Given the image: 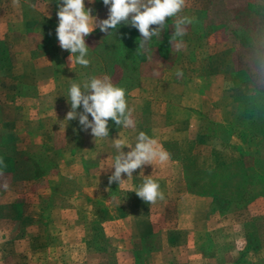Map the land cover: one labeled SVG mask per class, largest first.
I'll return each mask as SVG.
<instances>
[{"label": "rangeland", "instance_id": "obj_1", "mask_svg": "<svg viewBox=\"0 0 264 264\" xmlns=\"http://www.w3.org/2000/svg\"><path fill=\"white\" fill-rule=\"evenodd\" d=\"M3 1L7 6L1 4ZM26 1L31 8H22L20 1L17 6L13 0H0L1 23L7 20L14 36L23 34L22 38L28 37L26 51H22L26 52L25 56L23 53L20 56L22 62L31 64L32 59L40 55L49 54L55 58V51L60 55L67 52L60 48L57 41L58 46H47L44 54L43 50H37L41 43L38 29L26 34L23 27V14L32 19L46 20L44 23L54 22L58 26V0ZM101 1L89 3V0H85V7L91 8L92 15L102 20L108 16V7L102 6ZM185 17L190 18L192 23L184 26L187 35L183 40L199 39L204 46L195 50V58L212 53L213 59L191 67L185 63L186 59L179 60L182 63L179 65L171 57L164 65V71L154 69L147 62L143 64L140 68L142 92L135 93L127 102L132 109L134 128L122 126L119 131L109 134L108 138L94 140L90 130H81L78 119L64 121L71 110L67 99L71 84H82L92 76L89 79L79 77L74 82L64 81L65 78L60 76L54 83L43 82L41 89L36 92L39 100L35 107L36 95L27 93L28 99L24 101L22 112L30 117V121L45 120L39 135L50 147V154H59L56 170L38 178L31 177L29 184L20 188L28 193L25 199L28 204L26 208L17 207V210L26 213L19 223L20 232H30L29 242L46 244L49 248L48 252L41 255L43 264H134V252L145 239L132 234L135 215L145 208L141 201L137 204L139 197L135 190L145 178L158 182L163 192L176 199L186 193L185 185L190 180L195 196L188 206H181V214L186 210H199L198 194L201 193V187L204 186L205 193L215 190L214 174L189 175L181 167V162L176 163L170 156V162L155 160L152 165L134 171L130 178L122 174L125 180L122 184L114 182L109 185L108 176L114 171L111 168L118 155L113 147V139H122L126 145L123 151H130L127 146H135L139 135L137 129L149 136L146 124H149L151 114L157 116L158 113H166L170 127L160 131L162 140L154 139L157 147L167 151L164 147L167 146L172 154H176V151H171L170 145L176 142L177 134L187 133L197 139L200 133H204L199 139L202 142L197 149L199 153L214 156L216 166L234 162L239 164V167L217 174V190L229 192V185L234 189L244 185L245 189L236 201H227L215 195L207 215L209 218L204 222L203 219L187 221L181 215L176 216V213L170 215L169 220L164 222L170 233L150 238L146 242L150 253L143 264H264V198L252 200L248 197L244 198L248 204L241 202L248 190L255 196L264 186V159L260 162L261 154L264 158V149L262 153L257 138L255 146L252 142L247 144V150L243 148L238 134L246 136L247 133L235 125L236 120L243 119L248 113L247 106L240 98L255 94L256 89L264 92V0H185V7L173 20L176 22ZM97 29L86 37L88 49L96 48L99 43L95 35ZM195 29L200 30V38L192 35ZM55 30L52 32L56 35ZM33 46L36 49L29 54V48ZM184 51L181 56L188 54ZM63 59L67 66H78L74 58L72 64L69 59ZM195 70L199 73L203 70L204 73L200 78L194 77L187 81L186 85L179 80L182 76L193 74ZM178 71L182 74L178 75ZM83 74L82 71L75 72V75ZM202 79L204 82L201 85ZM165 83L183 87L182 94L165 93ZM199 85L205 91L200 96L195 93ZM82 110V107L77 109ZM211 120L214 121V127ZM22 140L28 145L32 143L26 135L22 136ZM245 151H252L253 154L244 155ZM251 167H254L253 186L252 182L251 186L247 182V170ZM8 180L0 176V184ZM49 196L51 200L45 201L40 210V199ZM175 210L174 207L172 212ZM193 216L199 218L200 214L196 211ZM186 230L195 231H192L193 235H186L183 233ZM247 233L258 236L251 235L253 237L248 240ZM97 234L102 235L98 244L105 248L103 253H97L92 248L93 237ZM56 247L64 251H57ZM19 254L3 255L0 263L19 264L22 257ZM36 263L33 257L28 261V264Z\"/></svg>", "mask_w": 264, "mask_h": 264}, {"label": "trees", "instance_id": "obj_2", "mask_svg": "<svg viewBox=\"0 0 264 264\" xmlns=\"http://www.w3.org/2000/svg\"><path fill=\"white\" fill-rule=\"evenodd\" d=\"M22 3V8H31V5L26 0H19ZM102 6L103 4V0ZM31 13L33 11L31 10ZM39 17V16H38ZM23 27L26 31V34L29 31L38 29L40 32L41 43L37 47V50H43L45 54V48L47 46L57 47L58 39L57 36L52 32L56 28V24L51 21L42 20L39 18L32 19L26 14H23ZM42 25H45L42 27ZM175 21L173 18L168 19L167 27L162 30L161 35L158 37H152V39L145 44L143 48H139V39L140 33L134 27L130 25L121 24L118 29L106 35L102 33L99 28L96 30L95 35L98 36L99 43L96 48L88 49L87 59H89L90 63L87 67H83L81 65L77 66V72L81 71L84 73L83 76L75 75L71 82L81 79V77L85 79H89V77H97V76H108L111 79V82L118 87L124 88L126 90V100L128 102L135 93H140L142 90L140 89L141 78H140V68L143 64L147 62V64L151 65L154 69L157 70H165L164 65L171 58L177 60V64L181 65L182 63L179 60H185L186 64H189L191 67L195 65H200V63H204L207 60L213 59V54H201V57L195 58V50L198 49L201 45V41L196 39L195 37L192 39H188L185 42V46L181 51H176L173 45L169 44V37L174 32ZM155 27V26H153ZM112 31L111 29L109 30ZM200 30L195 29L192 31L193 36L199 35ZM20 34L19 36H22ZM187 52L188 54H184L185 56H181V53ZM59 52L55 51V58L51 56L52 60L57 65V69H60L63 66V58H66L70 55L69 51L64 52L62 55L58 54ZM49 55V54H47ZM187 57V58H186ZM179 61V62H178ZM230 64V63H228ZM196 67V66H195ZM200 71V70H199ZM233 71V70H232ZM227 72V71H225ZM203 70L197 72L194 71L193 74L188 76L180 77V81L186 85V82L191 80L194 77L200 78ZM204 80L202 79L201 85ZM201 86L199 85L195 90L196 95L200 96L205 93L204 90H201ZM36 95V88L27 87L23 85H19L17 87L16 94H14L13 101L15 102V128L13 130H5L0 128V160L3 161V165H0V176L6 177L12 181L15 180H24L29 179L31 177L38 178L39 176H43L52 170L57 169V160L59 157L57 152L50 154V147L48 144L41 139V136L38 135L40 124L39 122L30 121V117L26 116L24 112H22L24 107V101L28 99L27 93ZM243 100L244 106H247L248 113L245 114L244 118L240 120H236L235 125L241 129H245L247 135L244 136L242 133L238 134V138L243 143L246 150L248 149V143L255 144V138H257V142L260 143V150L263 151L264 147V92L256 89L255 94L241 97ZM38 96L36 95V99H34L35 104L34 107L38 104ZM213 106V104L211 103ZM32 108H26L29 110ZM195 113H198L194 110ZM200 113V112H199ZM109 134L117 132L121 129L122 126H117L114 121L109 119L108 122ZM28 129L31 131L30 137L32 143L30 145L25 144L22 140L23 135L17 134L20 130ZM169 152L172 160L177 162L178 159V150L177 144L174 142L171 147V151H176V154H172L170 152V148L164 146ZM244 155L253 154L252 151L243 152ZM263 153V152H262ZM55 159V161H54ZM263 154H261L260 162H263ZM263 171V170H262ZM254 167H251L247 170V182L248 185H254ZM66 181V180H65ZM261 183H263V176L261 177ZM56 188V187H55ZM247 193L243 196V200L245 204H248L244 198L250 197L252 200L263 197L264 198V186L261 188V192L252 196V194ZM252 196V197H251ZM51 196L48 197L45 201H50ZM215 196H213L214 198ZM251 200V201H252ZM1 209V208H0ZM2 215L0 211V216ZM252 232V231H251ZM252 233H247V238L249 240L250 237H253ZM255 234L254 236H256ZM102 236V235H101ZM100 234L94 236V241H92V245H94L93 250H96L97 253L105 252V248L103 246H99L98 241L101 242ZM258 236V235H257ZM150 238H145L141 241L140 248L134 252L135 262L134 264H143L144 259L150 253V248L145 246L146 242H148ZM102 245V244H101Z\"/></svg>", "mask_w": 264, "mask_h": 264}, {"label": "crops", "instance_id": "obj_3", "mask_svg": "<svg viewBox=\"0 0 264 264\" xmlns=\"http://www.w3.org/2000/svg\"><path fill=\"white\" fill-rule=\"evenodd\" d=\"M5 2L3 1L1 4L3 5ZM10 3V2H9ZM6 4V3H5ZM7 6V4H6ZM5 6V7H6ZM28 45V37L22 38L21 36H14L11 32V26L8 25V21L4 20L1 23L0 19V128L5 130H13L15 128V102L13 101L14 94H16L17 87L19 85L27 86V87H35L36 91L41 89L43 82L47 81L48 83H54L57 81L60 76L63 77L64 81H71L73 77H75V72H77V67L67 66L63 64L60 69H57V65L52 60L49 55H40L39 57L32 59L33 63L28 64L27 62H22L20 56H22L26 52ZM36 49V46L29 48V54ZM90 49V48H89ZM18 56V57H17ZM25 56V55H24ZM27 57H25L26 59ZM67 59L69 56L66 57ZM47 75V77H44ZM177 88L178 90H174ZM165 93L169 95H181L183 92V87L179 85L165 83L164 85ZM213 101V100H212ZM211 101V102H212ZM214 102V101H213ZM212 102V103H213ZM163 104V103H162ZM148 114V118H149ZM149 119V124L147 130H149V136H152L153 139L162 140L163 136L160 131H164L165 128H169V122H167L166 113L163 115L158 113L151 114ZM143 119H146V116H143ZM44 119H38L35 122H39L40 132L43 128ZM209 122V121H208ZM212 126L214 125V121L211 120ZM214 127V126H213ZM145 128V127H144ZM163 128V129H162ZM202 130V129H201ZM138 133H140V129H137ZM152 131L155 133L152 134ZM17 134L19 135H32L31 131L28 129L23 130L20 129ZM211 134V133H209ZM39 135V133H38ZM201 135L204 133H200L197 136V139H194L190 136V134H177L175 137V141L177 144L178 150V159L176 163L181 162V167H184L185 172L189 175H195L197 173H211L214 174L215 177V190L209 191L205 193V189L201 187V193L198 194L199 205L201 206L199 210H191L185 211L181 214V206L191 201L193 196V184L189 180L185 187H187V191L184 195L179 198L170 197L167 192L164 193V199H158L155 203L146 204L143 200L139 198L137 204L139 202L145 205V208H141L139 213L135 215V225L132 228L133 236L137 238H154L156 236H166L170 233V230L166 229L164 226V222L169 220V216L176 213V216L184 217L187 221H192L196 219H203V222L206 221L209 217L208 212L212 205L213 196L219 195L221 198L227 201H236L239 199L241 194L244 192V185L241 188L234 189V187L230 186L229 192L217 190L218 178L217 174H222L224 171L229 169H234L239 167L237 162L216 166L215 158L212 155H205L203 153H199L197 149L201 145L202 142L199 141ZM31 138V137H30ZM161 145V144H160ZM169 160H167L168 162ZM170 162V161H169ZM29 179L24 180H8L6 183L8 188L5 189L3 185L0 184V211L2 215L0 216V258L3 255H8L12 253H20L21 262L19 264H28V261L33 257V259L37 262L36 264H43V259L41 255L44 252H48L49 248L46 244H33L29 242L30 232L21 233L20 232V222L26 216L24 210H17L18 205L26 208L27 202L26 197L28 193L26 190H20V188L26 187L29 184ZM203 183V181H202ZM203 185V184H202ZM48 198H41L39 202L40 210H42V206L44 205L45 200ZM136 201V200H133ZM142 206V205H141ZM175 207V212L172 210ZM185 208V207H183ZM38 210V208H36ZM199 212L200 217L196 218L193 216V213ZM143 213V215H142ZM187 214V216H186ZM179 218V217H178ZM22 231V230H21ZM195 230H186L183 233H188L189 235H193ZM186 234V235H188ZM20 235L21 237H17ZM11 237L13 239H11ZM10 238V239H9ZM19 238V239H17ZM41 248V249H40ZM63 248L56 247L55 250L62 251ZM164 249V247L162 248ZM64 251V250H63ZM62 251V252H63ZM24 262V263H23ZM2 264V263H0ZM67 264H75V263H67ZM97 264V263H95Z\"/></svg>", "mask_w": 264, "mask_h": 264}, {"label": "clouds", "instance_id": "obj_4", "mask_svg": "<svg viewBox=\"0 0 264 264\" xmlns=\"http://www.w3.org/2000/svg\"><path fill=\"white\" fill-rule=\"evenodd\" d=\"M93 2L94 0H89V3ZM13 3L18 6L19 0H13ZM103 4L108 7V16L101 20L92 15L91 8L85 7V0L62 2L58 0L56 36L60 48L69 51L68 59L71 64L74 58L78 65L83 67L89 65L90 61L86 58L89 47L86 44V37L96 28L109 35L113 31L116 32L121 24L130 25L140 33L139 48H143L152 37L161 35L162 30L167 27L169 18L177 17L185 7V0H103ZM191 23L192 20L187 17L177 19L175 22V30L169 37V44L178 52L185 46L183 37L187 35V31L184 26ZM177 74L182 73L178 71ZM67 99L71 110L67 112L64 121L78 119L81 130L85 132L90 130L94 140L109 137V119L117 126L135 127L132 109L128 107L126 100V90L115 86L108 76L92 77L82 84L72 83ZM81 107L83 110L77 111ZM113 141V147L118 155L111 168L114 171L108 176L109 185L114 182L120 185L125 181L122 174L130 178L137 169L152 165L155 160L163 163L170 156L162 147H157L156 141L144 132L139 133L134 147L127 146L131 149L128 152L123 151L126 145L122 139ZM0 165H3L2 160ZM3 187L7 189V183ZM135 193L146 204L164 199L159 183L151 178H145Z\"/></svg>", "mask_w": 264, "mask_h": 264}]
</instances>
